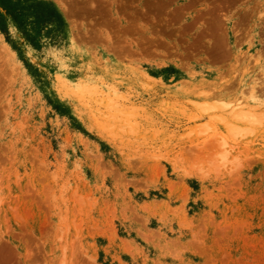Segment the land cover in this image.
Here are the masks:
<instances>
[{
  "label": "rangeland",
  "instance_id": "1",
  "mask_svg": "<svg viewBox=\"0 0 264 264\" xmlns=\"http://www.w3.org/2000/svg\"><path fill=\"white\" fill-rule=\"evenodd\" d=\"M0 264H264V0H0Z\"/></svg>",
  "mask_w": 264,
  "mask_h": 264
},
{
  "label": "bare ground",
  "instance_id": "2",
  "mask_svg": "<svg viewBox=\"0 0 264 264\" xmlns=\"http://www.w3.org/2000/svg\"><path fill=\"white\" fill-rule=\"evenodd\" d=\"M253 87V86H252ZM250 96H251V101H248L247 102V99L244 97L242 100H237V102H234L231 106H230V109L229 111L231 112V114H238L240 112H242V110H244V108L246 106H255V107H259V105H261V103L258 101V94L256 93L255 89L252 88L251 91H250Z\"/></svg>",
  "mask_w": 264,
  "mask_h": 264
}]
</instances>
